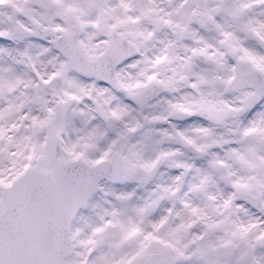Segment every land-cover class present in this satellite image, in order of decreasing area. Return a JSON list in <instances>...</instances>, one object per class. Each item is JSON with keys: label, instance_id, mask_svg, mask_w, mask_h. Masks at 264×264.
<instances>
[{"label": "snow or ice", "instance_id": "obj_1", "mask_svg": "<svg viewBox=\"0 0 264 264\" xmlns=\"http://www.w3.org/2000/svg\"><path fill=\"white\" fill-rule=\"evenodd\" d=\"M0 264H264V0H0Z\"/></svg>", "mask_w": 264, "mask_h": 264}]
</instances>
